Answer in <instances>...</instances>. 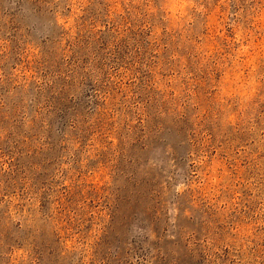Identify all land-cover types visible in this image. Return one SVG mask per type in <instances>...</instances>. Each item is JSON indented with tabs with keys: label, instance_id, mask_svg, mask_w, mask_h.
Wrapping results in <instances>:
<instances>
[{
	"label": "rangeland",
	"instance_id": "1",
	"mask_svg": "<svg viewBox=\"0 0 264 264\" xmlns=\"http://www.w3.org/2000/svg\"><path fill=\"white\" fill-rule=\"evenodd\" d=\"M0 264H264V0H0Z\"/></svg>",
	"mask_w": 264,
	"mask_h": 264
}]
</instances>
